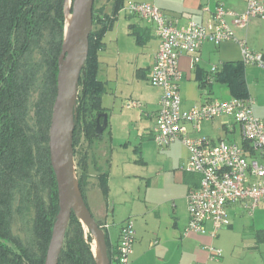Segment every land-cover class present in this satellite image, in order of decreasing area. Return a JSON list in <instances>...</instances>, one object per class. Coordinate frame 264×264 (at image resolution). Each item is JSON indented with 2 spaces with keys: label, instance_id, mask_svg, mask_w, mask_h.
Instances as JSON below:
<instances>
[{
  "label": "crops",
  "instance_id": "obj_1",
  "mask_svg": "<svg viewBox=\"0 0 264 264\" xmlns=\"http://www.w3.org/2000/svg\"><path fill=\"white\" fill-rule=\"evenodd\" d=\"M133 1L131 3L155 4L179 26H185L190 22L212 23L214 13L220 5L236 13H243L247 8V0ZM119 14L113 28L109 31H114L117 25L120 27L127 25L128 31L122 33L119 28V32L115 34L118 58L113 66L116 71L113 78H110L109 69L106 79L101 78V74H105V67L108 65L101 62L99 54L98 78L105 83V95L110 92L112 97L108 99L111 105L109 102L105 104L107 101L105 95L102 99L103 107L108 115V126L105 131L109 132L110 139L113 140V119L121 115L125 127H130L133 121L138 119L139 136L147 137L154 142L153 129L163 89L152 85L148 80V75L154 65L160 40L156 35L154 24L130 13L127 14L128 17L136 18L138 21L126 20V24L119 18ZM226 23L233 31L235 39L220 45L212 42L204 43L197 54L200 59L197 64L193 63L191 55L183 54L180 57L179 68L182 73L180 92L184 111L200 106L207 100L234 98L227 85L219 82L217 74L223 70L226 63L243 64L239 41H245L252 51L264 55L263 19H251L247 28L236 26L232 17H226ZM125 44L126 49L124 50L122 47ZM122 56L126 58L125 62L130 67L127 76L119 73ZM133 58H137L135 63L131 61ZM213 67H216L215 72ZM244 71L249 94L257 102L255 113L264 120V94L259 89V86L264 84V68L244 65ZM111 80H115L113 83H117L116 87L110 85ZM141 81L151 85L153 92L145 93L147 86H144ZM120 82L125 83L127 87L132 86L125 99L119 97ZM114 89L116 91L113 92ZM121 92L126 94L125 89H121ZM119 99L122 100V111H117ZM131 102H138L141 106L130 108L128 105ZM229 122V118L205 121L199 132L190 125V135L218 143L229 139V135L236 133L237 126L233 134L227 130ZM215 134L218 136L215 137ZM234 140L237 142L236 139ZM96 149H98L97 167L108 173L109 191L108 196L105 197L98 182L95 188L100 189V195L91 198L94 206L92 212L97 221L103 225H109L106 231L108 249L114 256V261L118 254L121 227L127 220H132L136 239L131 264H264V204L252 215L243 205L230 208V225L221 229L214 238L208 233L187 232L190 223L188 195L198 187L200 176L182 169L189 158V152L183 144L177 142L167 148H161L166 151V161L160 166L164 169L149 170L141 175L139 183L141 186L138 189L129 187L128 180H131L129 173H121L120 179L122 180H119V184L117 183L115 194L112 186L114 159H108L109 152L95 143L94 150ZM138 162L145 163L142 158ZM94 168L97 170L96 167ZM98 175L99 172L96 175L97 181ZM207 228L208 231L212 230L210 224ZM210 246L223 251V257L220 260L211 259L208 251Z\"/></svg>",
  "mask_w": 264,
  "mask_h": 264
},
{
  "label": "trees",
  "instance_id": "obj_2",
  "mask_svg": "<svg viewBox=\"0 0 264 264\" xmlns=\"http://www.w3.org/2000/svg\"><path fill=\"white\" fill-rule=\"evenodd\" d=\"M65 1L0 0V264H45L59 213L49 133L65 35ZM95 3L74 131L77 176L86 204L90 168H97L105 197L109 191L108 173L97 167L94 152L103 135L97 133V118L106 114L99 54L125 0H113L110 12L97 10ZM217 77L234 98L250 96L242 63H226ZM20 223L26 230L24 237L14 229ZM92 238L90 232L86 238L84 226L73 214L59 264H97ZM107 244L109 248L108 236ZM109 256L113 264L110 250Z\"/></svg>",
  "mask_w": 264,
  "mask_h": 264
},
{
  "label": "built area",
  "instance_id": "obj_3",
  "mask_svg": "<svg viewBox=\"0 0 264 264\" xmlns=\"http://www.w3.org/2000/svg\"><path fill=\"white\" fill-rule=\"evenodd\" d=\"M128 12L156 26L160 40L154 65L148 75L149 82L163 89L159 111L153 129V139L159 148L181 143L189 152V158L182 169L200 176V183L188 195L190 223L187 232L210 234L213 238L230 225L229 209L244 206L252 215L264 204V120L255 113L253 97L230 100H207L188 111L182 109L180 82L182 73L179 60L183 54L197 56L206 42L220 45L235 39L226 23L232 17L236 26L247 28L253 18L264 20V0H247L243 13H236L218 6L214 21L209 24L190 22L179 26L158 6L150 3H131ZM244 65L264 68V55L252 51L245 41H239ZM216 71V67H213ZM131 107H140L131 102ZM229 118L227 130L240 129L241 143L220 141L212 143L204 138L190 135L189 126L199 132L202 123ZM212 226L208 231L207 226ZM106 232L109 225L102 226ZM134 222L127 220L121 227V236L116 261L113 264H131L135 243ZM211 259L220 260L223 251L208 247Z\"/></svg>",
  "mask_w": 264,
  "mask_h": 264
},
{
  "label": "water",
  "instance_id": "obj_4",
  "mask_svg": "<svg viewBox=\"0 0 264 264\" xmlns=\"http://www.w3.org/2000/svg\"><path fill=\"white\" fill-rule=\"evenodd\" d=\"M94 3L95 0H73L70 9L73 18L68 27L65 19L64 43L58 63L57 97L49 133L50 155L59 190V213L45 264H59L73 214L97 242L100 254L99 260L96 258L97 264H111L107 233L99 226L80 190L74 151L79 81L90 50ZM107 126L108 115H99L97 133L103 134Z\"/></svg>",
  "mask_w": 264,
  "mask_h": 264
},
{
  "label": "rangeland",
  "instance_id": "obj_5",
  "mask_svg": "<svg viewBox=\"0 0 264 264\" xmlns=\"http://www.w3.org/2000/svg\"><path fill=\"white\" fill-rule=\"evenodd\" d=\"M112 1L113 0H96L95 3V7L97 10H103L104 12H110L111 10V5H112ZM126 4H125V8L120 12L119 14V18L122 19V21L124 20L127 24L126 20H132V21H138V19L136 18H130L128 17L127 14H129L128 12V7L130 5L131 2H134L133 0H125ZM72 3L73 0H67V2L65 3V9L66 7H68L69 11L72 7ZM71 13V12H70ZM72 14V13H71ZM120 31L122 33H125L127 30V25H122L120 26H116L114 31H108L107 35L105 36V49L101 51L100 53V59L101 62H103V64H107L108 66L105 67V74L102 73L101 74V78L106 79V74L107 71L109 69V74H110V78H113V74H116L115 68L113 67L115 65V63L117 62V58H118V54H117V49H118V44L116 42L115 39V34H117V32ZM129 44V43H128ZM122 49H126V44L122 47ZM125 57L122 56L121 57V62L119 64V73L127 76L129 75V64L127 62H125ZM129 58H127L128 60ZM137 60V58H133L131 61L133 63H135V61ZM129 68V69H128ZM118 72V71H117ZM116 79V78H115ZM113 81L115 80H111L110 85L116 87L117 83ZM142 84H144V86H147L145 88V93H152L153 89L152 86L149 85L147 82H142ZM264 84H261L259 86L260 91L264 94ZM120 87L121 89H125L126 94H122L121 89L119 90V97L121 99H125L127 92L131 89V87H127V85L123 82H120ZM263 87V88H262ZM222 88H226L224 86H222ZM116 91V89L113 90V92ZM124 92V93H125ZM124 97V98H123ZM109 98L111 97L110 92H108L105 95V100H107L105 102V104L107 105L108 102L111 105V102L108 101ZM113 100V99H112ZM257 103V102H255ZM122 104V100L120 101L119 99V106H118V110L117 111H122L123 109L121 108ZM217 120V119H216ZM124 121L123 117L121 115L114 117L113 119V126H114V133H113V140L110 139V134L108 131H105L102 135V138L96 142V144H98L99 146H102L103 148H105V150L107 152H109V157L114 159V166H113V174H112V186H113V192L115 194V191L117 189V185L119 184V180L120 179V174L121 173H129L130 179L128 180V184L129 187H136V189H138L139 183L141 182L140 176L144 175V173L149 172V170L151 171H158L160 169H164V167L160 168V166H162L164 164V162L166 161V151L165 149H161L158 146H156V144L149 138L147 137H140L139 136V125L137 124V121H133V125H131L130 127H125L124 125ZM240 129L237 126L236 127V133L234 135H229V139H225L226 141H235L234 139H236L237 143H241V138H240ZM218 136L217 134H215V137ZM221 136H223V134H221ZM83 146L87 147V143L82 144ZM95 158H97V152L98 149H96L95 151ZM93 153V152H92ZM144 160V164L138 162L140 159ZM76 161V159H75ZM110 162H112V160H110ZM77 167V166H76ZM97 170L95 168H90L89 171V177L87 178V182L85 185L86 188V200H87V204L89 206V208L94 209L93 207V203L91 201V198L100 195V189L99 188H95L98 184L96 175H97ZM118 183V184H117ZM90 193V194H89ZM112 209V207H111ZM93 214V212H92ZM94 216V215H93ZM112 219L113 216H111ZM23 224H19L17 225L14 229L16 234L24 237L25 231L23 230L24 228ZM28 229V227H26ZM85 229V233H86V238H88L89 236V231L87 228ZM93 240L91 241V248H92V252L96 258V255L94 253V242L95 239L92 238Z\"/></svg>",
  "mask_w": 264,
  "mask_h": 264
},
{
  "label": "bare ground",
  "instance_id": "obj_6",
  "mask_svg": "<svg viewBox=\"0 0 264 264\" xmlns=\"http://www.w3.org/2000/svg\"><path fill=\"white\" fill-rule=\"evenodd\" d=\"M65 11H66V23H67V27H68V25H69L71 19L73 18V15L70 13L68 7H66ZM94 244H95V245L93 246V247H94V253H95V255H96V258L99 260V258H100V254H99V249H98L97 242H94Z\"/></svg>",
  "mask_w": 264,
  "mask_h": 264
}]
</instances>
